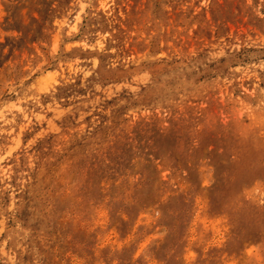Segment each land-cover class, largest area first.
<instances>
[{
  "label": "rangeland",
  "instance_id": "1",
  "mask_svg": "<svg viewBox=\"0 0 264 264\" xmlns=\"http://www.w3.org/2000/svg\"><path fill=\"white\" fill-rule=\"evenodd\" d=\"M261 33L264 21L243 0H0V106L35 82L55 87L41 95L45 106L55 100L73 109L66 127L81 112L103 124L109 109L115 123L138 101L126 90L105 93L140 69L152 72L157 90L185 74L232 80L237 90L264 87V48L247 39ZM9 61L18 62L15 72ZM33 69L11 92L10 81ZM8 144L0 134V151ZM74 156L77 191L46 213L20 191L24 157L9 161L11 189L0 184V264H264V205L245 199L242 166L214 135L190 134L178 117L170 129L145 123L104 152L80 147Z\"/></svg>",
  "mask_w": 264,
  "mask_h": 264
},
{
  "label": "clouds",
  "instance_id": "2",
  "mask_svg": "<svg viewBox=\"0 0 264 264\" xmlns=\"http://www.w3.org/2000/svg\"><path fill=\"white\" fill-rule=\"evenodd\" d=\"M243 6L251 16L264 21V0H243ZM247 39L264 48V33L255 38L248 35ZM240 48V42L233 45L234 51ZM224 54L221 49L213 53V58ZM17 63L9 61L5 67L10 73L15 72ZM36 71L33 69L22 76L18 84L15 79L10 81L16 85L10 91L15 93L17 87L23 89ZM74 71H83L85 77L91 75L82 69ZM58 83V79L54 81V85ZM233 85L232 80L204 81L185 74L169 88L157 90L152 72L140 69L131 75L130 80L105 93L106 99H112L126 90L138 101L135 106L128 107L118 121L113 122L111 109L105 113L109 119L103 124L95 117L88 121L86 117L91 116V112H81L74 123L66 127L64 122L73 116V109L63 107L55 100L45 106L41 95H51L55 87L45 91L32 82L23 96L17 94L15 100L0 106V134L9 138L7 148L0 151V184L11 189L14 171L9 161L19 162L23 156L21 175L26 179L20 181V191L29 192L37 210L46 213L54 202L69 199L77 191V180L68 165L69 160L75 158L77 148L82 147L86 155H96L106 151L116 138L131 135L145 123L170 129L179 117L186 122L190 134L197 137L214 135L229 145L233 160L242 166L245 199H255L264 205V87L256 84L249 90L241 83L237 90ZM97 91L101 89L97 87ZM146 94L148 99H145ZM30 102L40 110L30 108ZM99 102L97 97L95 103ZM125 103L121 99L117 107ZM42 142L48 146L40 150ZM15 203L13 199L9 211L13 210Z\"/></svg>",
  "mask_w": 264,
  "mask_h": 264
}]
</instances>
